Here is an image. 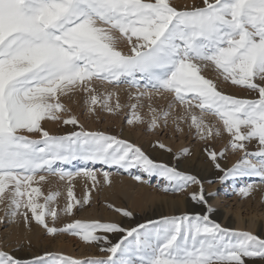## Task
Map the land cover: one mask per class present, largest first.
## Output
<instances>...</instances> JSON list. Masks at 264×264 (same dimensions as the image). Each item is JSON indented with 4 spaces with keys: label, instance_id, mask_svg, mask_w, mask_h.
<instances>
[{
    "label": "snow or ice",
    "instance_id": "snow-or-ice-1",
    "mask_svg": "<svg viewBox=\"0 0 264 264\" xmlns=\"http://www.w3.org/2000/svg\"><path fill=\"white\" fill-rule=\"evenodd\" d=\"M118 34V35H117ZM127 43L128 51L120 48ZM211 66L218 77L255 98H237L219 90L203 71ZM94 82L119 87L127 84L139 95L173 96L184 114L175 122L189 123L203 140L221 135L205 120L213 116L229 137L219 153L205 148L213 167L228 179L255 178L237 192L248 197L259 182L264 185V0H202L178 10L170 0H0V203L7 201L5 216L22 217L25 227L33 222L48 236L67 233L85 244H103L106 259L86 261L46 253L32 259L0 250V264H246L264 262V239L251 232H237L210 219L211 207L197 176L174 166L157 163L140 147L104 132L85 131L70 116L64 125L81 128L67 135H52L45 120L61 121L67 111L60 97L76 90L88 95V110L102 105L109 113L112 93L98 95ZM128 124L142 122L135 114ZM197 110L198 113L197 114ZM150 129L169 118L156 114ZM38 134L39 139H31ZM255 145L254 148L250 145ZM155 147L171 152L164 144ZM241 152L231 168L222 167L225 153ZM187 155V152L182 153ZM81 162L75 171L57 165ZM88 165L114 168L117 173L141 170L164 182L162 191L181 193L199 186L191 200L206 214L163 217L137 227L116 222L76 220L63 228L50 226L58 219L55 201L59 192L44 195L40 187L48 176L67 180V204L89 205L91 190L83 200L75 197L71 181L86 176L96 182ZM110 184L112 173L102 172ZM148 183L141 175L133 177ZM41 199L43 202H41ZM123 217L132 212L108 205ZM23 209V211H22ZM29 213L31 215H29ZM4 221L0 220V223ZM123 234L113 243L108 234ZM103 234V235H100Z\"/></svg>",
    "mask_w": 264,
    "mask_h": 264
},
{
    "label": "rangeland",
    "instance_id": "rangeland-1",
    "mask_svg": "<svg viewBox=\"0 0 264 264\" xmlns=\"http://www.w3.org/2000/svg\"><path fill=\"white\" fill-rule=\"evenodd\" d=\"M170 2H173L172 4L178 10H183L192 5H200L202 0H170ZM120 48L125 52L128 51L126 41H121ZM202 74L206 78L213 79L218 84L219 90L225 94H230L237 98H255V94L224 82L211 66L205 69ZM94 85L98 95L113 94L110 105L115 109L116 104L119 103L120 108L118 111L109 113L102 105H97L94 113L89 112L88 95L76 90L60 97V103L67 109V111L60 113L61 121L45 120L42 122V127L52 135H67L73 131H80L81 128L62 123L63 119L73 116L79 121L80 126L85 131L104 132L140 147L153 161L174 166L182 172L197 176L203 182L204 193L208 200V205L212 209L209 214L210 219L214 222L237 232H251L264 239V194L256 193L255 189L248 197H243L237 192L239 187L244 186L255 178L228 179L221 183L219 177L222 173L213 167L205 151L207 147L219 153L228 144L229 137L223 133L221 122L213 116H206L205 120L207 122H210L215 128L221 129V135L203 140L197 134L195 128L189 126V123L181 122L179 127L177 126L175 121L184 114V109L175 102L173 96L167 93L153 94L150 100L147 96L137 100L133 97L139 95V93L127 84L113 87L108 84L100 85L98 82H94ZM133 104L137 105L135 114L141 118L142 122L128 124L127 121L133 118ZM151 108L156 109L157 115L162 112L170 113L166 126L165 122L161 120L159 127L150 129L149 125L153 115ZM197 114H199L198 110ZM30 138L39 139L40 137L38 134H31ZM157 143L164 144L171 149V152L155 147ZM250 147L254 148L255 145H250ZM185 152H187V155H182ZM241 156H243L241 152L233 153L228 150L225 153V158L221 160L222 167L231 168ZM57 166L64 167L69 171L85 167L79 161ZM88 167L95 169L96 182L83 175L74 177L71 181L74 195L82 201L86 190H91L94 184L96 190L91 192L89 205L77 206L73 209L72 215H63L62 213L67 204V189L69 187L67 180L61 181L56 176H48L45 182L37 185L34 183L33 186L40 187L45 196L51 192H59V196L53 205L57 208L58 219L53 225L51 218L48 217L50 226L63 228L66 224L76 220L82 222L99 220L101 222H116L122 227L131 228L137 227L139 224H147L150 220H160L163 217L206 214V209L202 205L193 202L190 198L193 192L199 191V186L197 185H192L181 193L165 194L162 191L164 187L162 180L155 176L149 178L139 169L133 168L130 173L122 171L117 173L114 168H106L102 165H88ZM103 171L112 173L110 184L104 182ZM135 175H141L143 179L148 180V183L136 181L133 178ZM256 184L259 187H264L258 181H256ZM173 201L179 204L173 205ZM41 202H43L42 199ZM108 205L131 211L133 214L132 218L121 216L112 208H109ZM7 208V201L0 203L2 215H5ZM87 212H89L88 215L86 214ZM236 214H240L244 219L242 227L237 226ZM2 215H0V220L4 222L0 223V237L9 228L6 218H1ZM29 215L31 214L29 213ZM254 217L258 224L256 225V230H251L249 228V219ZM17 218L23 222L22 217L17 216ZM23 226L29 233L37 234V240L23 237L13 240L7 246H3L5 248L0 246V250L3 249L2 251L26 259L44 256L46 253L62 255L81 261L106 259L107 257V253L100 251V247L104 246L103 244H85L78 237L67 233H59L55 237L48 236L35 222L31 224L30 230L25 227L24 222ZM122 235L119 233L108 234V238L113 243H116ZM69 246H72L76 254H70L65 249ZM246 264H264V262L246 260Z\"/></svg>",
    "mask_w": 264,
    "mask_h": 264
},
{
    "label": "bare ground",
    "instance_id": "bare-ground-1",
    "mask_svg": "<svg viewBox=\"0 0 264 264\" xmlns=\"http://www.w3.org/2000/svg\"><path fill=\"white\" fill-rule=\"evenodd\" d=\"M173 3V2H172ZM37 185V184H36ZM264 186V185H262ZM256 193L258 192V194H264V187H259L256 186ZM138 193V192H136ZM148 196V195H147ZM173 205H178V202L173 201L172 202ZM181 204V203H180ZM182 205V204H181ZM64 207V206H63ZM61 212V211H60ZM63 215L66 214L64 210H62ZM3 212H0V215H2ZM87 215L89 214V212L86 213ZM59 215V214H58ZM3 216V217H2ZM1 218H6L7 220V225H8V230L2 234V236L0 237V246H7V244L9 245L13 240H17V239H21L23 237H28V238H32L33 240H37L38 235L35 233H29L28 230H26L23 226V222L21 220H19L17 217L15 218V221H13V218L11 216H5L2 215ZM236 221H237V226L238 227H242V225L244 224V219L240 216V214H236ZM19 217V216H18ZM258 224V222L255 220L254 218H250L249 219V228L251 230H254L256 228V225ZM256 230V229H255ZM35 232V231H34ZM40 232V230H39ZM42 232V231H41ZM39 234V233H38ZM37 242V241H36ZM66 246V245H65ZM5 248V247H3ZM65 249H67L70 254H76L74 249L72 248V246L66 247ZM3 250V249H2ZM94 250V249H93ZM69 254V253H68ZM83 255V254H82Z\"/></svg>",
    "mask_w": 264,
    "mask_h": 264
}]
</instances>
